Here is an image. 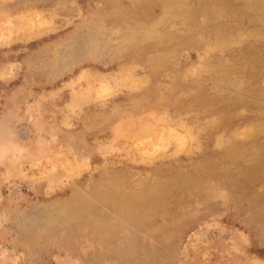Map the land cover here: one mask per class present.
<instances>
[{
    "label": "rangeland",
    "instance_id": "rangeland-1",
    "mask_svg": "<svg viewBox=\"0 0 264 264\" xmlns=\"http://www.w3.org/2000/svg\"><path fill=\"white\" fill-rule=\"evenodd\" d=\"M0 264H264V0H0Z\"/></svg>",
    "mask_w": 264,
    "mask_h": 264
}]
</instances>
